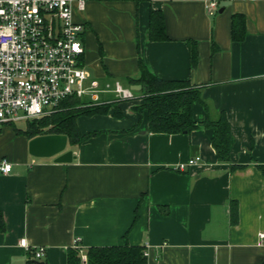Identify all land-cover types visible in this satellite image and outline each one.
Instances as JSON below:
<instances>
[{
    "label": "crops",
    "instance_id": "crops-1",
    "mask_svg": "<svg viewBox=\"0 0 264 264\" xmlns=\"http://www.w3.org/2000/svg\"><path fill=\"white\" fill-rule=\"evenodd\" d=\"M210 1L89 0L74 12L84 24L87 70L101 87L118 82L133 96L105 92L106 112L76 118L81 133H98L68 141L69 162L30 154L29 141L42 134L24 135L17 149L0 147V158L12 163L11 172H0V264H66L76 239L83 249L143 246L147 264H264V175L257 168L264 164V0H216L213 14ZM151 10L161 12L168 39L149 38ZM234 14L244 19L239 40L231 36ZM140 61L157 78L200 88L196 128L149 131L139 108ZM221 113L233 137L228 162L218 160L213 129L204 124ZM195 156L196 164L179 167ZM38 247L40 260L32 253Z\"/></svg>",
    "mask_w": 264,
    "mask_h": 264
},
{
    "label": "built area",
    "instance_id": "built-area-1",
    "mask_svg": "<svg viewBox=\"0 0 264 264\" xmlns=\"http://www.w3.org/2000/svg\"><path fill=\"white\" fill-rule=\"evenodd\" d=\"M87 1L0 0V126L51 115L69 97L94 105L105 102V92H113L117 99L133 96L131 89L118 82L111 89L101 87L85 67L84 24L75 20L74 12L82 11ZM216 8V0L207 4L209 14ZM199 160L195 156L179 167ZM11 170L12 163L0 158V172ZM258 237L263 240L264 233ZM19 244L28 247L25 238ZM74 247L80 251L81 264H85L86 254L78 239ZM32 253L40 260L44 248Z\"/></svg>",
    "mask_w": 264,
    "mask_h": 264
},
{
    "label": "trees",
    "instance_id": "trees-1",
    "mask_svg": "<svg viewBox=\"0 0 264 264\" xmlns=\"http://www.w3.org/2000/svg\"><path fill=\"white\" fill-rule=\"evenodd\" d=\"M138 1V0H136ZM244 19L241 14L232 15L231 36L234 40L243 38ZM149 38L153 40H166L163 25V16L158 10H151L149 16ZM191 67L196 61V48L194 42L188 41ZM141 76L137 80L144 89L140 109H145L148 116V129L153 133H189L197 127L193 118V104L201 102L200 88L192 85L188 80H166L153 76L147 72L140 61ZM135 82V81H134ZM110 104L84 105L76 97L63 100L59 109L51 115L37 119L27 120L25 130H17L32 137L37 134H64L68 141L76 144L95 134L98 131L81 133L77 127L76 118L80 115H92L104 113ZM204 124L213 129L212 146L215 149L219 161L230 160V150L233 145V137L230 131L229 121L224 113L216 120L209 118ZM241 164L231 163V169L242 167ZM257 168L264 175V164H258ZM231 221L237 218L236 202L230 203ZM144 247L130 245L127 242L111 246H91L84 249L86 254L85 264H147V256ZM28 264H36L29 261ZM66 264H81L80 251L76 247L67 249Z\"/></svg>",
    "mask_w": 264,
    "mask_h": 264
},
{
    "label": "water",
    "instance_id": "water-1",
    "mask_svg": "<svg viewBox=\"0 0 264 264\" xmlns=\"http://www.w3.org/2000/svg\"><path fill=\"white\" fill-rule=\"evenodd\" d=\"M221 11V9L219 10ZM140 87L139 85H136ZM68 138L64 134H42L32 138L28 143L30 154L34 156H53L60 162H69L72 160V152L65 150ZM36 264H44L42 261H35Z\"/></svg>",
    "mask_w": 264,
    "mask_h": 264
},
{
    "label": "rangeland",
    "instance_id": "rangeland-1",
    "mask_svg": "<svg viewBox=\"0 0 264 264\" xmlns=\"http://www.w3.org/2000/svg\"><path fill=\"white\" fill-rule=\"evenodd\" d=\"M26 121L27 120L22 119L4 125L1 133L2 135H1L0 147L2 146V148H5L7 146H10L14 149H17L20 146L19 140H21V137L25 135L24 133L18 132L17 130H21V131L25 130L27 127Z\"/></svg>",
    "mask_w": 264,
    "mask_h": 264
}]
</instances>
